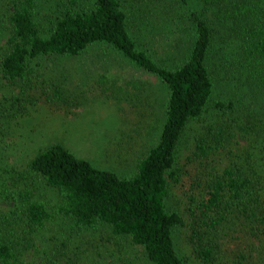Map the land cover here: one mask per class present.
Segmentation results:
<instances>
[{
    "label": "trees",
    "instance_id": "trees-1",
    "mask_svg": "<svg viewBox=\"0 0 264 264\" xmlns=\"http://www.w3.org/2000/svg\"><path fill=\"white\" fill-rule=\"evenodd\" d=\"M128 2L6 0L0 6V20L9 30L0 52V73L18 84L22 95L34 89L48 102H64L66 94L78 85L72 80L86 78L85 73L80 74L73 66L49 69L42 59H73L91 46L115 51L140 74L157 78L165 88L162 100L157 99L149 108L152 119L150 111L159 112L162 107L160 128L130 174L98 167L61 142L39 150L22 168L11 167L10 176L23 182L18 189L6 183L0 189V264H24L27 251L41 241L43 231L57 219L78 230L106 227L107 239L115 240L113 249L107 256L98 251L100 259L93 256L89 264H137L122 245L125 241L139 247L149 264H186L173 239V231L182 220L177 212L166 208L168 178L174 174L181 138L189 124L203 116L215 84L230 87L222 93L223 98L231 94L225 99L227 103L223 98L217 101L222 108L232 107V95L241 93L240 85L254 92L264 88V0H144L134 17L126 9ZM152 15L155 22L173 29L178 44L188 43L183 56L175 55L179 59L169 62L155 57L151 35L133 29L137 20L148 27L150 21L144 17L151 19ZM96 56L99 58L100 53ZM105 59L100 58V64H108ZM95 75V83L107 90L135 95L142 103L149 96L143 80ZM17 105L23 108L21 99L15 97L11 106ZM142 117L139 124L150 123L148 114L142 113ZM204 130L209 134L213 131L210 125ZM257 152L250 143L242 164L207 180L201 201L204 221L209 213L216 212L218 222L226 207L246 206L257 194L254 184L260 183L264 174V157L259 163ZM37 181L54 190L53 204L37 198ZM48 240L55 244V234ZM67 248V244L60 245L62 251ZM52 249L43 253L40 264L56 263ZM212 250L211 244L196 247V253L206 260Z\"/></svg>",
    "mask_w": 264,
    "mask_h": 264
},
{
    "label": "rangeland",
    "instance_id": "rangeland-1",
    "mask_svg": "<svg viewBox=\"0 0 264 264\" xmlns=\"http://www.w3.org/2000/svg\"><path fill=\"white\" fill-rule=\"evenodd\" d=\"M143 2L129 0L126 9L132 12L131 16L137 15ZM5 3L6 0H0V6ZM144 18L150 21L148 27L144 28L137 20L133 29L141 35H151L155 57L173 62L184 55L188 43L178 44L173 29L168 30L164 22H155L153 15L151 19ZM8 31L7 23L1 19L0 52L4 50ZM100 58H106L108 64H100ZM42 61L49 69L55 65L67 69L73 66L80 74L85 73L86 78L72 80V84L78 85L70 95L66 94L64 102L55 103L45 100L39 90L28 89L22 95L19 85L7 81L0 73V189L4 183L8 187L14 184V189L22 186V180L10 176L11 167L22 168L36 152L54 142H61L76 156L98 167L113 169L120 175L130 174L161 125L162 107L159 112L150 111L152 119L149 115L151 104L165 96V88L158 79L140 74L118 53L100 46H91L73 59L46 57ZM105 73L110 78L143 80L150 90L145 105L135 95L129 97L122 91L113 92L95 83V74ZM227 86L215 84L203 116L189 124L178 145L174 174L168 178L166 208L177 212L182 220L173 231V239L177 253L186 264H264V174L260 183L254 184L253 192L257 194L249 198L251 201L246 202V206L226 207L218 222L216 212L209 213L204 221L201 207L207 180L226 168L242 164L250 143L253 142L258 151V162L264 157V88L254 92L247 85H240L241 93L232 95V107L222 108L217 101L223 98V90L230 88ZM15 97L21 99L23 108L11 106ZM142 113L148 114L150 123L139 124L143 120ZM205 125L212 127L211 134L204 130ZM199 142L206 153L197 147ZM260 167L263 169L261 164ZM34 184L37 198L53 204L54 190L42 181ZM52 234H55V244L48 240ZM106 234L105 226L78 230L70 228L69 222L57 219L43 231L41 241L27 251L24 264L43 263V253L51 248L55 252L54 261L57 260L54 264L59 261L60 264H89L93 256L100 259L96 256L98 251L107 256L113 249L115 240H108ZM63 244L68 246L66 252L60 249ZM209 244L213 250L206 260L196 253V247ZM122 245L137 264H149L139 247L127 241Z\"/></svg>",
    "mask_w": 264,
    "mask_h": 264
}]
</instances>
